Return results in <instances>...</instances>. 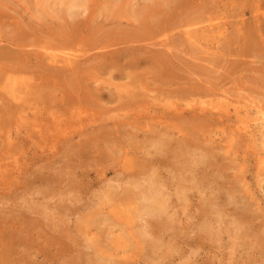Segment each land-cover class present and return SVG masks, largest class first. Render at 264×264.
I'll return each mask as SVG.
<instances>
[{"label": "bare ground", "instance_id": "bare-ground-1", "mask_svg": "<svg viewBox=\"0 0 264 264\" xmlns=\"http://www.w3.org/2000/svg\"><path fill=\"white\" fill-rule=\"evenodd\" d=\"M45 1L48 0H42L41 12L51 17L61 12L76 17L77 13L72 12L76 7L89 11L90 0H55L54 6L63 8L65 5L67 13L48 5L45 7ZM105 1L112 17L110 24L124 26L126 31L120 32L125 36L101 42L98 46L80 51L75 40L67 39L74 37L71 33L74 28L61 33V23H58L61 29L56 32V37L53 39L51 35V42H55L57 49H62L57 55L49 52L51 46L45 45L46 40L42 41L38 37L41 34L32 32L30 25L27 28L14 24L9 34L0 36V142L6 148L19 144L25 149L12 164H0V194H13L12 189L21 183L22 173L25 174L24 183L38 187L36 194H46L43 188L49 190L47 186L53 182H65V191L71 189L73 192L68 197L71 207L67 205L66 209L78 212L90 208L93 213V224L90 226L96 229L93 237L100 239L94 241V248L91 247L95 249L93 254H72L71 262L123 264L117 259L119 253L116 249L122 241L139 238L148 239L151 247L148 252L153 256L154 264H172L169 254L162 255L163 251H159L177 250L178 237L183 230L175 228V234L168 233V243H164L165 234L167 229L174 227L173 223L184 225L179 220L181 215H185L186 220L194 218L191 209L196 206L192 197L196 193H204L198 185L201 186L199 182L203 180L201 173L211 169L208 174L216 171V176H222L223 172L231 169L232 163L238 166L240 182L247 186L248 192L245 176L250 172V158L254 157L256 176L264 180V106L256 100H247L248 97L256 99V95L264 94V64L255 67L251 64L258 61L251 63L244 60L250 57L260 61L264 59V56L257 58L251 52L253 46H258L257 41L264 39V0ZM7 9H12L10 3L0 0V24L6 17ZM232 11L238 12L240 21H226ZM247 15L248 19L242 18ZM229 29L231 36H238L243 47V53L237 54L240 57L238 63L247 66L253 73L250 75H254L245 76V79L253 80L249 87L245 82L241 84L230 77L235 82H232L235 86L233 90L248 94V97L241 95L247 101L243 104L239 100L236 103L231 101L230 89L222 90L217 83L200 79L190 84L187 78L178 77L176 70L182 69L183 62L176 66L173 55L174 43L180 33L189 37L198 33L220 51L221 40L229 37L226 34ZM157 31L162 35L152 37ZM63 34L65 36L61 39ZM95 70L108 71L110 79L127 80L112 89V83L97 80L93 75ZM150 74L152 84L160 83L154 89L148 81ZM223 85L226 86L225 83ZM164 86L167 88L163 89ZM47 87L52 90L49 95L45 92ZM184 97L188 100L179 101ZM117 100L119 106L106 107V103ZM29 101L35 102L34 109L28 108ZM67 101L71 105L69 108ZM262 102L264 104V96ZM45 103L56 105L57 110L42 106ZM160 116L163 117L162 122L157 120ZM140 121L144 127L138 126ZM125 135L129 141L124 140L126 144H122L120 139ZM140 135L145 138L141 142L138 141ZM75 138L78 140L72 142ZM185 145L190 147L188 152L193 151L194 162L189 165L181 162L178 168L167 159V149ZM4 150L0 153V163L4 161L2 155L8 153ZM220 152L223 155H219ZM24 158L26 162L19 164ZM43 160L57 166L43 165L41 170L30 174L31 167ZM179 160H182L180 156ZM94 161H101L105 166L91 170L89 164ZM110 175L113 177L108 178ZM93 183L100 184V198L106 199L100 208H91L89 200L84 202L83 197L75 194L87 190ZM238 192L235 186H229L225 197H219L218 202L211 200L219 207L215 212L221 218L219 210L224 211L225 208L232 212L231 217L235 221L253 228L255 220L248 211L254 206L252 201L255 196L239 197ZM77 202L81 204L77 205ZM126 204L133 207L128 208ZM119 207L128 209L127 214L135 213L132 219L137 221L138 226L134 233L125 227L130 217L121 226L114 222L113 215ZM205 209L197 207V210ZM8 213L12 215L8 216ZM34 213L37 214L36 211ZM177 214L180 218H176ZM32 218L23 219L13 211L0 214V264L14 262L13 256L18 254L19 248L30 255L28 241L35 231L30 225L36 221ZM261 222L264 229V217ZM200 223L194 224V227L208 229L207 224L202 226ZM117 226H120L119 234H115ZM184 229L188 230L187 227ZM255 238L261 240L259 236ZM44 241L48 245H53L50 244L53 242V246H65L55 236L44 237ZM61 246L58 250L62 253L64 248ZM23 256L22 261L27 257L25 255L23 259ZM130 258L129 255L121 257L122 261ZM233 262L230 260L229 264Z\"/></svg>", "mask_w": 264, "mask_h": 264}, {"label": "rangeland", "instance_id": "rangeland-1", "mask_svg": "<svg viewBox=\"0 0 264 264\" xmlns=\"http://www.w3.org/2000/svg\"><path fill=\"white\" fill-rule=\"evenodd\" d=\"M4 1L5 3H10V7L12 9L6 10L7 11V13H5L6 17L3 18L0 24V36L9 34L14 24H22L24 27L27 28H29L30 25V29L32 30V32L36 31L38 35L41 34L37 36L40 37L42 41L43 39L46 40L44 41L45 45L51 46L49 52L56 55L59 54V52L62 51V49L56 48L55 42H51L52 40L51 37L53 36L54 39V37H56L55 36L56 32L59 29H61V27L59 28L58 23H61L62 25L61 33H64L65 31H71L74 28L73 32H71L72 36L74 37L73 38L68 37L67 39H71V41L75 40V43L78 45V49L80 51L81 49H89L91 46H98L101 42L103 43L110 41L111 39L115 40L116 38L125 36L124 35L125 33L123 34L120 33L122 31H126L123 30L124 26L117 27L114 24H110V20L112 17L111 14L108 12L105 0H90L89 11H83L79 7L74 8L72 12L77 13L76 17H69L68 14L66 15L62 12L60 14H52L53 17L44 14L43 12H41L42 8L40 7L41 5H43L42 0H10L7 2L6 0ZM54 1L55 0L45 1L47 2V3L44 2L45 7L48 5L51 8L55 7L63 12L67 11L66 10L67 7L65 5L63 6V8L57 7L56 5L54 6ZM228 16L229 19L226 18L227 19L226 21L236 22L241 20L240 19L241 16L236 11H234L233 13H229ZM248 17L249 16L247 15L242 18H245L246 20L248 19ZM226 34H228L229 37L226 40H224V38L221 40V42L222 41L223 42L220 44L221 50L219 51V49H215V47L213 46V44H211V42L205 41L203 37L201 38L198 33L192 34L191 37L185 36L184 34L180 33V37L174 43L173 55L175 56L176 59L175 65L179 66V63L181 65V63L183 62L182 65L184 67L181 66L182 69L176 70L178 73L177 76L181 78H187L186 81H188L190 84H194L197 80L200 79L201 80L206 79L211 83H217L218 85H220L219 87L221 89L222 88L230 89L229 98H231V101H234V103H236L239 100L243 104V102L246 103L247 101L244 100L241 97V95L243 96L245 95L246 97H248L247 96L248 94L233 90L235 89V86L232 85V82L240 81L239 83L241 84H244L245 82L246 86L249 87V85L251 84V82H253V80L245 79V76L251 77L252 75L250 74L253 73L249 71L247 66L238 63L239 62L238 58L240 57H238L239 55L237 56V54L243 53L241 50L243 49V47H241V45L239 44L240 41H238L239 40L238 36H231L230 29L228 32H226ZM161 35L162 32L157 31L154 32L151 36L154 37ZM64 36L65 35L63 34L61 36V39ZM257 45H258L257 47L256 46L252 47L253 49L251 50V52L253 54L252 53L251 54L252 55L255 54L254 55L255 57L257 55L258 58L259 56H264V39L258 40ZM245 53L246 52H244V54ZM168 57L170 58L169 53H168ZM196 59H199V61H196ZM244 60H249L251 61V63L258 61L259 63L257 64H251L252 66L255 67L264 64V59L260 61L256 58L250 57V58H244ZM229 61H231V63ZM198 65L206 68H199ZM242 68L243 70H241ZM230 71L232 72V75H229L231 73ZM93 75H96V78L99 82H107L109 84L112 83L113 85V87H111L112 89L114 88V85H117L127 80V79H117V78L110 79V74L108 73V71L102 72L95 70ZM234 76L235 78H233ZM148 77H149L148 81L151 83L150 87L154 89L158 85H160L158 81L157 84L155 83L152 84L153 82L152 74L148 75ZM230 77L235 80L234 81L231 80ZM252 77H254V75ZM221 81L222 83L220 84ZM224 83L226 84V86L223 85ZM109 84L107 85V87L109 86ZM208 86H210V84H208ZM49 87L45 89V92L48 95L52 93V90ZM166 88L167 86L163 87V89ZM262 94L263 93H261L260 95H256V99L251 96V98L248 97L247 100L248 101L256 100V102H260L259 105L264 106L262 102L264 94L263 95ZM180 99L181 100L179 101L182 102L188 100V98L186 97ZM203 99L205 98L203 97ZM139 101L141 102L142 99H139ZM140 102L137 104L139 105ZM66 105L68 108L71 107L68 101L66 102ZM42 106L44 107L46 106L47 108L48 107L55 108L56 105L52 106L49 103L48 104L45 103ZM116 106H119L118 100L111 103H106V107L114 108ZM35 107H36L35 102L29 101L28 108L34 109ZM55 109L57 110V108ZM20 120L23 123V120L22 119ZM157 120L159 122H162L163 117L160 116L159 119ZM138 126L144 127V124H142V122L140 121L138 123ZM15 127L16 126L14 125V128ZM117 135L120 134L118 133ZM144 139L145 138L142 135L138 137L139 142L143 141ZM77 140L78 138H75L72 142H76ZM124 140H128L126 135L123 139H120L122 144H126ZM15 145L17 146L6 148V146L0 142V153L3 149H5L8 152L2 155L4 161H2L0 164H4V163L12 164L13 162H15V160L18 157L21 156L22 152L25 150L23 149L24 147L19 144H15ZM187 148L190 147L175 146L173 147V149L171 148L167 149V155L169 157L167 159L173 162V165L175 163L176 167L178 168L180 166L179 163L181 162H183V164L186 162L184 165L192 164L194 162L193 151L188 152L189 149ZM219 155H223V154L220 152ZM179 156L182 159L181 161L179 160ZM24 159H25L24 161L22 160L18 163L21 164L26 162V158ZM225 163L228 162L225 161ZM230 164H231V169L223 172L222 176H216L215 175L217 173L216 171L212 174L211 173L208 174L209 172H211V169L210 170L207 169L204 172L203 170L201 171L203 173H201L200 177H203V180H200L199 182L201 183V186L200 184L198 185L202 189L201 190L199 188V190L204 193H201V195H199L196 193L195 190L196 194L195 196L192 197V200L195 201L193 204L196 206L194 207V210L191 209L192 212L191 216H194V218L189 217L188 220H186L185 215H181L180 218L179 215L177 214L178 216L176 218L179 217L180 218L179 220L183 221L184 225L173 223L172 225H174V227L171 226L170 229H167L164 243H168L169 240L167 237L168 233L171 232L175 234L174 232L175 228H180L183 230L179 234L180 235L178 237L179 244L176 251L166 252L167 250L165 251L164 249H161L159 251V252L163 251L162 255H164V253L169 254V259L172 261V264H229L230 260L234 261L232 264H264V233H263L264 229L261 226L262 223L261 221L263 220L264 217V180L262 179L263 181H261V178L260 179L257 178L255 159L254 157H251L250 162L248 163V168L250 172L247 173L245 176V179L249 185L247 192V188H246L247 186L242 185V182H240L239 177L241 176V174L239 173L240 170H238L237 168L238 166L232 163ZM43 165L44 166L50 165L51 167L57 166L56 163L54 165V163H52L51 161L43 160L37 162L35 165L31 167L30 174H32V172L36 173V171L41 170L40 168L43 167ZM104 166L105 164L102 165L101 161H94L89 164L91 170H99ZM165 174L167 173L165 172ZM24 177H25L24 173L20 174L21 180L19 181L21 183L17 188L12 189L14 190L13 194L12 193L10 194V192H8L7 195L0 194V214L13 211L15 215L17 214L21 215L23 219L24 218L33 219L32 217L36 219L35 223H33V225H30L35 230L33 232V235L29 237V241H28V248L30 249L29 250L30 255L28 256V253L26 252L24 253V249L19 248L17 249L18 254L13 256L12 259L15 261L14 262L11 261L10 264H77V263L81 264V262L79 261L77 263L71 262V258H73L72 254L75 255L81 253L80 255H82L83 252L85 253L88 252L93 254L95 252L94 251L95 249H93L95 243L94 241L98 242V240H100V239L95 240L93 237L94 232L96 233V229L95 226L93 225L90 226L91 223L93 224L92 222L93 213L91 212V209L90 208L86 210L84 209L78 212L76 211L72 212L66 209L67 205L71 207V199H68V197L71 196L73 192L71 189L65 191L66 189L65 182L62 184L61 183L56 184L55 182L51 183L49 186H47L49 190H45V188H43L44 192L47 191V193L43 195V194L35 193L36 192L35 190L38 187L35 188V186L26 184L28 182L24 183L25 180ZM110 177H113V175H110L108 178ZM229 186H232L233 188L235 186L239 190V192L237 193L239 197L240 196L249 197V195L255 196V200L252 201L253 203L252 206L253 205L254 206L251 208V211H248L249 216H251V218H254L255 220L254 224H252L253 228H251L250 225L243 223L239 220L235 221L234 217H231L232 212L225 208L224 211L223 209L219 210L220 212L219 214L222 215V217L221 218L218 217L217 208L219 207L216 206V203H214L213 205V202H218L220 200L219 197H225L226 189ZM100 187L101 186L99 183H93L88 187L87 190L76 193L74 192V193L76 194V196H80L81 198L83 197L84 202L89 200L92 206L91 208L93 207L100 208L103 205V203L106 201V199L100 198L102 195V193L100 192ZM18 190L19 192H17ZM25 201H27V203ZM76 204L80 205L81 203L77 202ZM202 204H204V206H202ZM126 205L128 208L130 207L129 206L130 204H126ZM132 207L133 205H131L130 208ZM197 207L198 208L200 207V209H202V207L203 209L204 207H206V209L204 211L197 210ZM215 210L217 211L215 212ZM34 211H36L37 214H35ZM127 212L129 211L128 209L125 208H120L119 210L116 211V214H114L113 212L114 222L117 223V225L121 226L125 222H127L126 218L130 217L129 221L127 222V225L124 226L128 229L129 232L134 233L138 226L137 221L132 219V217L135 216V213L127 214ZM199 212L202 213V215H200ZM203 213L206 216H204ZM11 215H12L11 213L10 214L8 213V216ZM4 216H6V214H4ZM198 216L199 218L201 217L202 218L199 219ZM117 217L121 218L122 220H120ZM217 218L218 220L216 222L215 219ZM185 221L187 223H185ZM198 222H201L200 224L202 226L203 224H207L209 226L208 229L204 228L202 230L201 227H199L200 230L199 231L198 228L194 227L195 226L194 224ZM214 224H216V226ZM120 226H117L115 228L116 229L115 234L120 233V229H119ZM185 227L188 228L187 231H185L184 229ZM219 229L220 231H218ZM39 232H41L43 236H40ZM176 232L178 233V231ZM49 235L61 239L60 243L65 245V246L60 245L62 248H64L62 249L63 251L62 253L59 252L60 250H58L60 249L59 245L53 246L54 245L53 242H50V244L53 245H48V243L44 241V237H48ZM189 236L190 238H188ZM257 236H259L261 240H259V238H255ZM30 238L33 240V243L31 242ZM129 240L131 242L122 241L121 245L116 249V252L119 253V256L117 257L119 262L123 264H154L152 259L153 256L149 255L150 253L148 252L149 250H151V247L147 242L148 239L143 240L137 238V239H129ZM65 247H68V249H65ZM21 255H24L23 259L24 257L26 256L27 257L22 261ZM125 255H129L131 256V258L124 259L122 261L121 257Z\"/></svg>", "mask_w": 264, "mask_h": 264}]
</instances>
